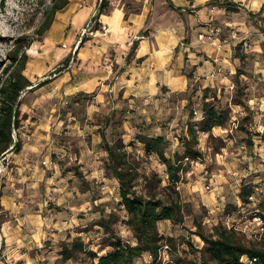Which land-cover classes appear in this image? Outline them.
Instances as JSON below:
<instances>
[{
  "label": "rangeland",
  "instance_id": "1",
  "mask_svg": "<svg viewBox=\"0 0 264 264\" xmlns=\"http://www.w3.org/2000/svg\"><path fill=\"white\" fill-rule=\"evenodd\" d=\"M67 1L74 9L99 3ZM107 1L121 3L124 23L112 26L103 16L104 22L94 19L83 32V27L72 29L70 15L62 16V8L39 35L36 29L51 0H0V78L5 77L9 51L19 41L21 49L29 44L23 73L33 84L22 91L11 135L21 145L17 150L10 145L0 157V264H92L97 258L91 252L106 254L115 239L135 245L102 135L110 144L131 142L125 160L137 173V190L156 185L158 197L167 201L172 190L166 166L157 155L146 154L137 137L161 134L165 155L180 157L188 125L198 124L203 116L205 97L223 110L225 122L198 133L201 156L179 170L173 187L183 218L180 223H157L165 245L153 264H202L200 249L205 244L199 234L211 237L219 228L234 230L246 244L264 249V221L258 218L264 215V19L257 25L260 38L246 36L234 46L236 63L220 69L226 82L203 86L186 67L190 86L185 92L161 87L156 94L130 101L98 100L97 89L66 94V83L80 80L76 73L81 48L106 46L120 33L150 37L153 31L155 40L163 39L176 24L166 0ZM108 5L102 13L108 12ZM145 5L149 12L144 19L131 22ZM152 6L158 21L151 20ZM243 41L253 47L245 48ZM115 55L110 48L96 64L112 63ZM112 67L115 76L119 68L115 63ZM77 239L81 247L73 245ZM65 246L72 253L69 258L62 252ZM151 262V254L144 251L133 264Z\"/></svg>",
  "mask_w": 264,
  "mask_h": 264
},
{
  "label": "crops",
  "instance_id": "2",
  "mask_svg": "<svg viewBox=\"0 0 264 264\" xmlns=\"http://www.w3.org/2000/svg\"><path fill=\"white\" fill-rule=\"evenodd\" d=\"M173 3L181 7L182 11L178 13L171 9L176 15V24H171L172 29L167 30L168 33L163 39L155 40L156 35L152 37L153 31L150 32V37L120 33L109 38L106 46L81 48L78 51L81 61L76 73L80 80L75 83L68 81L64 92L72 94L79 91L93 92L97 89L98 100L113 98L112 100L118 101L126 98L130 101L137 96L149 97L158 93L161 87H166L168 91L176 90V93L185 92L190 86V78L184 72L186 67L192 70L194 81L200 80L203 86H215L221 79L220 69L229 70L236 63L234 46L248 35L253 40L260 38L257 25L260 24L261 17L264 19V9L258 15L254 14L259 12L264 0H174ZM73 7L74 3L68 2L61 14L70 15L72 29L84 27L91 17L104 22V16L112 26L119 20L124 23L125 12L118 1H110L108 12L99 15L97 2L77 9ZM154 7L150 11L151 20L158 21ZM148 12L145 5L141 13H134L133 18L130 17V21L144 19ZM255 19L258 20L257 23L254 22ZM215 28L219 32H215ZM184 37L188 38L187 42L182 41ZM135 39H138V45L127 61V54ZM110 48L115 51V59L110 60L112 63L106 62L104 66L98 67L96 63L102 60V55ZM114 63L119 68L115 76L112 67ZM111 76L114 79L107 82ZM221 82H226L225 78Z\"/></svg>",
  "mask_w": 264,
  "mask_h": 264
},
{
  "label": "trees",
  "instance_id": "3",
  "mask_svg": "<svg viewBox=\"0 0 264 264\" xmlns=\"http://www.w3.org/2000/svg\"><path fill=\"white\" fill-rule=\"evenodd\" d=\"M192 2V0H189ZM168 6L174 11L181 13L182 8L177 7L172 0H166ZM68 3L67 0H51L49 7L44 9V17L36 29V33L42 35L52 24L54 14ZM108 5L107 0H99L97 15L102 13V8ZM264 9V3L259 12ZM188 11V9H186ZM189 12V11H188ZM251 15V13H249ZM145 34H140V36ZM138 45V39L132 41L126 60L134 52ZM21 43L16 41L13 48L8 53L9 63L4 69L5 77L0 78V157L2 153L13 145L11 149H19V140L13 141L12 132L17 127L19 105L22 91L27 86H32L30 79L23 73L28 61V55ZM237 56V55H236ZM189 77V75H187ZM39 82L37 85H42ZM203 100V116L198 124L190 123L188 131L183 139L184 150L181 156L167 157L164 153L166 139L161 134L139 135V140L143 145L146 154H155L166 166L169 177V189L172 195H168V200L164 201L157 195L156 185L147 184L144 186L145 192L137 190V173L125 158H129L130 151L127 146L131 142L124 144L116 141L110 144L104 135V148L108 156V168L118 180L120 204L127 213L126 224L131 230L135 245L115 239L110 243L112 249L104 255L97 256L91 252V257L97 258V263L92 264H133L134 259L142 252L147 251L152 256V262L158 257L159 250L165 245L162 243L163 237L157 229V223L161 220H170L174 223L182 221L181 205L179 193L173 187L179 179V170L186 161L196 160L201 156L198 149V133L209 132L215 126H221L225 122V115L221 108L216 107L211 101ZM10 149V150H11ZM176 155V154H175ZM172 187V188H171ZM264 221V215H261ZM199 234V233H198ZM205 246L200 249V259L202 264H246L241 259L243 256L249 259L255 258V264H264V249L246 244L241 240L234 230L219 228L215 235L207 237L199 234ZM75 247H81L82 242L78 239L73 242ZM168 246V245H166ZM69 247H64L62 252L66 258L71 257ZM73 250V249H72ZM90 252V251H89ZM180 264V263H178Z\"/></svg>",
  "mask_w": 264,
  "mask_h": 264
},
{
  "label": "built area",
  "instance_id": "4",
  "mask_svg": "<svg viewBox=\"0 0 264 264\" xmlns=\"http://www.w3.org/2000/svg\"><path fill=\"white\" fill-rule=\"evenodd\" d=\"M93 22H94V17H91L86 22V24L84 25V27L82 28V31L85 32V31H87V29H90L92 27V25H93ZM214 31L215 32H219V29L218 28H215ZM181 44H183V42H181ZM243 45L245 46V48H250L251 47V44L248 43L247 41H243ZM258 218H260V220H262V218L260 216H258ZM241 260L244 263H246V264H255V258L249 259L248 257L243 256Z\"/></svg>",
  "mask_w": 264,
  "mask_h": 264
},
{
  "label": "water",
  "instance_id": "5",
  "mask_svg": "<svg viewBox=\"0 0 264 264\" xmlns=\"http://www.w3.org/2000/svg\"><path fill=\"white\" fill-rule=\"evenodd\" d=\"M27 89H29V87H27ZM22 94V93H21ZM21 96V95H20ZM20 96H19V98H20Z\"/></svg>",
  "mask_w": 264,
  "mask_h": 264
}]
</instances>
